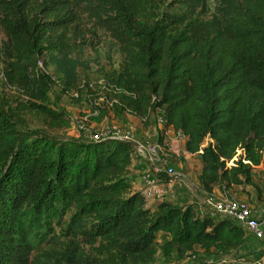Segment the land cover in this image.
<instances>
[{"label": "trees", "instance_id": "trees-1", "mask_svg": "<svg viewBox=\"0 0 264 264\" xmlns=\"http://www.w3.org/2000/svg\"><path fill=\"white\" fill-rule=\"evenodd\" d=\"M90 24L123 57L105 96L87 98L91 119L105 117L102 97L145 122L161 113L159 142L169 127L187 137L185 151L202 159L204 191L259 188L264 0H0V67L28 97L0 106V264H155L158 251L170 263L197 250L215 258L243 250L248 234L236 221L166 197L148 206L142 188L132 191V163L148 166L133 141L24 128L20 109L51 129L74 125L46 101L55 83L79 96L89 89L76 52ZM42 60L53 72L39 71Z\"/></svg>", "mask_w": 264, "mask_h": 264}, {"label": "rangeland", "instance_id": "rangeland-1", "mask_svg": "<svg viewBox=\"0 0 264 264\" xmlns=\"http://www.w3.org/2000/svg\"><path fill=\"white\" fill-rule=\"evenodd\" d=\"M95 31V32H93ZM85 32V41L81 39L77 44L80 45L82 53L76 52L77 56L80 58V61L83 63L79 68V75L81 84L83 82H88L90 84L89 89L83 92L82 96L77 94V90H65L62 84L55 83L52 86V90L48 93L47 104L53 107H64L71 119L74 120V124L69 129H51L46 119L43 115H37L32 112L23 113L22 109L19 110L23 123L26 125L24 128L28 131H51L52 133H57V135L66 138L67 140H83V141H95V134L102 132L111 137L114 133L118 134L130 132L134 143L145 142L149 140L153 143L159 142V137L161 132L158 129L159 116L161 113L153 114L148 122H145L138 116L131 113L125 108H120L116 104L112 106V103L105 98H100V102H104L107 106V113L102 121L98 122L90 117H85V115L90 112L89 100L87 98L92 97V94H101L105 96L106 90L104 88L107 83V74L114 69L119 68L123 57L117 51V47L113 39L103 30L95 29V25H88ZM5 39L4 33L0 30V44ZM52 66H47L42 60L39 63V71L44 72H53ZM4 68L1 65L0 67V106H5L4 102L7 99L11 103L12 107L18 108L20 103L24 99H28L22 91H18L16 87L10 86L6 83ZM59 79L58 76H54ZM60 80V79H59ZM92 92H91V91ZM78 95V96H77ZM19 101V102H18ZM159 112V111H158ZM161 112V111H160ZM78 124L81 127H78ZM161 125V124H160ZM56 135V134H55ZM174 138L178 141V147L173 146L171 139ZM162 148L159 151V160L158 164L164 168L173 167L177 175L174 177L165 176L164 180L167 182L169 179H173V186L166 185L165 181L158 183L160 188L166 190V195L172 202L178 205H186L187 203H194L198 205L205 196L200 195L202 193V187L199 185V168L201 165L202 159L199 155H190L185 151V142L182 135H178L175 131H171L169 135L163 137ZM160 143V142H159ZM136 153V151H135ZM240 153V151H239ZM139 156L138 153H136ZM190 155V156H189ZM148 164V163H147ZM233 164L230 162L229 165ZM194 165V172L191 174L195 178V186H192V180L186 178L187 176V166L191 167ZM150 165L146 167L145 170L149 169ZM144 170L133 162L130 168V177L132 179V191L140 190L141 183V173ZM254 179L255 182L259 185V188L251 185V191L246 190L245 186H236L237 190L233 192L232 195L228 194V197H234L239 199L234 193L246 192L253 195L252 200L248 201L251 204L259 205L264 207V163L254 168ZM165 184V185H163ZM171 187V188H170ZM241 188H245L244 190ZM219 190V188H217ZM223 193V192H222ZM225 194V193H223ZM191 195V196H190ZM193 196V197H192ZM167 198V199H168ZM217 200L219 198H214ZM161 199V198H156ZM153 199L147 200L148 206H153L155 202H152ZM241 200V199H240ZM193 201V202H191ZM200 205V204H199ZM204 205V204H202ZM211 208V209H210ZM208 214L214 213V217L218 218L221 216L220 213L214 210L213 207H210ZM251 244V243H250ZM253 249L252 253L248 252L250 249L244 248L243 250L237 251L232 255H228L232 259H241V258H251L261 254L264 250V241L254 237V242L252 243ZM250 248V246H249ZM199 252V250H197ZM173 258V257H172ZM155 264H170L166 261L163 256L158 251L157 259Z\"/></svg>", "mask_w": 264, "mask_h": 264}, {"label": "built area", "instance_id": "built-area-1", "mask_svg": "<svg viewBox=\"0 0 264 264\" xmlns=\"http://www.w3.org/2000/svg\"><path fill=\"white\" fill-rule=\"evenodd\" d=\"M94 114H97L95 112ZM91 112H88L85 117H89ZM160 124L163 125L164 117L159 116ZM75 125V124H74ZM160 125V126H161ZM78 127L81 125L78 124ZM173 130L172 127L166 129L163 132V137H166ZM174 131V130H173ZM178 135L183 136V140L187 137L182 132H176ZM95 140H99L105 137H109L102 132H98L95 135ZM111 137L134 141L130 132L113 134ZM162 148L161 143H153L149 140L145 142L134 143V150L139 154L140 158L146 161L150 168L144 170L141 176L142 189L147 199H156L164 197V190L160 188L158 183H161L162 176L174 177L177 175L176 170L173 167L164 168L158 164L159 151ZM173 179H169L168 186H173ZM166 184V185H167ZM171 188V187H170ZM215 211L221 214V216L232 219L245 228L246 232L250 236H254L258 239H264V207L251 204L248 201H243L234 197H221L214 200L208 199ZM203 250H199L198 253L193 252L186 259L175 260L170 264H264V252L258 257L232 259L229 256L223 258H215L213 256L202 255Z\"/></svg>", "mask_w": 264, "mask_h": 264}, {"label": "crops", "instance_id": "crops-1", "mask_svg": "<svg viewBox=\"0 0 264 264\" xmlns=\"http://www.w3.org/2000/svg\"><path fill=\"white\" fill-rule=\"evenodd\" d=\"M171 143H172V145L175 147V146H177L178 147V141H176L174 138H172L171 139ZM190 155H192V154H190ZM189 155V156H190ZM195 156L196 155H199V154H194ZM200 156V155H199ZM201 157V156H200ZM194 165H192L191 167H189V166H187L186 168H187V176H186V178H188V179H190V180H192L193 182H191L192 183V186L194 185L195 186V178H194V176H192L193 174V172H194V174H195V171H194V167H193ZM198 168H199V170H200V172H201V168H202V163H201V165L200 166H198ZM200 172H199V175H200ZM143 173V172H142ZM141 173V174H142ZM192 174V175H191ZM165 180L164 179H162V181L161 182H164ZM168 182V181H167ZM167 182L165 181V183L167 184ZM163 185H165V184H163ZM199 185H201L200 184V181H199ZM142 188V187H141ZM241 189H245V188H241ZM235 190H237V188L236 187H234V188H232L230 191H228L227 193L228 194H230V196H234V195H232L233 194V192L235 191ZM246 190H248V191H251V189H250V185H247L246 186ZM164 197H166V198H168V196L166 195V193H167V191L166 190H164ZM228 194H223L220 190H218L217 188H215L214 189V191L212 192V193H208V192H206V191H204L203 189H202V193H200V195H204L205 197L203 198V199H201L200 201V205L198 204V205H196V208H197V212H198V214L199 215H201V216H204V215H206V214H208V211H209V208L210 207H213L209 202H207V200L208 199H212V197H214V198H221V197H228L229 195ZM239 199H241V200H243V201H250V200H252V198H253V195L251 194L250 195V193H246V192H239V191H237L236 193H234ZM191 196V195H190ZM193 197V196H192ZM216 198V199H217ZM169 199V198H168ZM157 199H153V200H151L152 202H155ZM169 200H173V199H169ZM191 202H193V201H191ZM202 204H204V205H202ZM207 209H208V211H207ZM211 209V208H210ZM211 215H214V213H212ZM264 241V240H263ZM254 242V236H250V235H248V239H247V244H246V248H248V249H250L248 252H251L252 253V249H253V245H252V243ZM251 243V244H250ZM249 246H250V248H249Z\"/></svg>", "mask_w": 264, "mask_h": 264}]
</instances>
